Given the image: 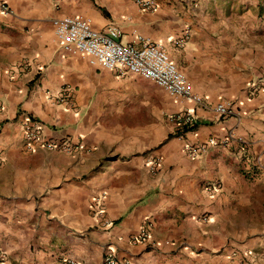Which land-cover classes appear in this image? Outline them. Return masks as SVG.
<instances>
[{"label":"crops","instance_id":"obj_1","mask_svg":"<svg viewBox=\"0 0 264 264\" xmlns=\"http://www.w3.org/2000/svg\"><path fill=\"white\" fill-rule=\"evenodd\" d=\"M152 1L147 12L135 0H0L11 12H0L5 264H103L106 251L119 264H264V0ZM71 16L117 27L122 44L160 46L204 108L62 51L51 21ZM223 100L238 119L212 112ZM180 112L192 128L173 121ZM24 117L80 149L28 145ZM100 194L104 230L92 213ZM147 221V242L131 244Z\"/></svg>","mask_w":264,"mask_h":264},{"label":"built area","instance_id":"obj_2","mask_svg":"<svg viewBox=\"0 0 264 264\" xmlns=\"http://www.w3.org/2000/svg\"><path fill=\"white\" fill-rule=\"evenodd\" d=\"M140 11H152L155 4L152 0H135ZM0 12L4 15L10 14V10L0 3ZM53 37L57 45L67 54L80 56L92 67H99L104 70H112L116 67L136 75L144 80L150 81L154 86L161 89L167 96L204 108L202 99L194 93L185 80L184 76L175 68L166 52L157 44L146 41L136 36L134 43L122 44L119 41L120 30L115 26H108L103 31L92 29L88 19L71 16L54 19L51 21ZM180 45V44H177ZM67 97L66 90H63ZM62 99V98H61ZM212 112L217 118H239L233 103L228 100L219 101L211 106ZM173 121L184 128L194 126V116L187 112H180L173 116ZM21 133L24 140L29 144H36L39 148L47 151L70 152L79 150L78 145L71 146L67 139L58 142L43 139L41 126L38 122L24 117L21 121ZM228 140V139H227ZM227 140L219 145L226 146ZM237 138L236 142L240 143ZM215 142L209 140L206 144L197 147H184L189 157H194L206 149L215 146ZM158 166L157 160L150 161V168ZM219 186L209 185L205 192L210 193ZM104 195L100 194L93 198V215L99 222L100 228L107 229L108 221L103 217L101 201ZM152 223L147 221L139 229L131 244H145L148 240L149 230ZM5 253L0 249V264H5ZM103 264H119L112 251H106L102 258ZM62 264H76L73 260L67 259Z\"/></svg>","mask_w":264,"mask_h":264},{"label":"rangeland","instance_id":"obj_3","mask_svg":"<svg viewBox=\"0 0 264 264\" xmlns=\"http://www.w3.org/2000/svg\"><path fill=\"white\" fill-rule=\"evenodd\" d=\"M155 88H156V89H158V90H160V89H159V88H157L156 86H155ZM160 91H161L162 93H164L162 90H160ZM261 210H262V209H261ZM261 210H260V212H262ZM260 212H259V213H260Z\"/></svg>","mask_w":264,"mask_h":264}]
</instances>
